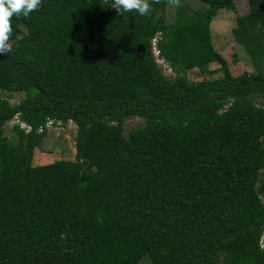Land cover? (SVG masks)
I'll return each mask as SVG.
<instances>
[{"label":"trees","instance_id":"16d2710c","mask_svg":"<svg viewBox=\"0 0 264 264\" xmlns=\"http://www.w3.org/2000/svg\"><path fill=\"white\" fill-rule=\"evenodd\" d=\"M246 1L232 36L254 71L237 76L210 34L235 0L183 6L172 23L168 0L146 16L42 0L26 17L0 54L11 93L24 95L0 98V264H139L132 245L150 264H264V0ZM213 62L219 78L178 74ZM73 114L75 159L33 166L46 123ZM130 117L144 124L124 135Z\"/></svg>","mask_w":264,"mask_h":264},{"label":"rangeland","instance_id":"374dc122","mask_svg":"<svg viewBox=\"0 0 264 264\" xmlns=\"http://www.w3.org/2000/svg\"><path fill=\"white\" fill-rule=\"evenodd\" d=\"M183 6L187 8L186 12L188 14H192L198 9L205 8L207 3L206 0H180L179 6H172L168 2L166 7V22H174L176 10ZM234 6V10H221L217 13L210 23V34L214 50L225 59L230 73L233 76H237L243 72L253 73L254 68L243 47L237 44L232 36V29L235 27L236 18L248 13V4L246 0H235ZM25 19L26 17L23 15H14L11 20L13 31L17 29L24 33L25 30L22 27V23ZM155 43V40H153L154 46L152 45V48L154 49V57L157 64L165 77L173 79L176 72L166 61L156 56L158 52L156 51ZM178 74L185 77L189 82H199L221 77L222 70L218 63L213 62L205 67L193 66L185 71L178 72ZM12 89V81L0 74V98L7 99L10 103L16 104L24 98V95L11 93ZM256 103L259 106H264V98L257 99ZM13 123L14 120H11L4 126V136L8 140L14 138V133L12 132ZM79 124V115L73 114L72 118L65 124L58 123L45 127L46 134L40 145L34 150L32 165H45L57 160L73 161L75 159V136ZM143 124L144 120L141 118H128L123 125L124 135H127L133 129L142 127ZM4 156L6 159L9 157L7 152L4 153ZM261 178L264 179V171L261 174ZM260 244L264 247V234L262 235ZM131 252L139 264H150L141 246L132 245Z\"/></svg>","mask_w":264,"mask_h":264},{"label":"clouds","instance_id":"9594fccd","mask_svg":"<svg viewBox=\"0 0 264 264\" xmlns=\"http://www.w3.org/2000/svg\"><path fill=\"white\" fill-rule=\"evenodd\" d=\"M160 0H103L108 8L115 9L118 15L127 12H138L146 16L152 11V3ZM172 6H179L180 0H168ZM42 0H0V54L8 55L12 50L10 37L13 31L12 17L23 15L28 17L39 10ZM155 38V37H154Z\"/></svg>","mask_w":264,"mask_h":264},{"label":"built area","instance_id":"2783aa9c","mask_svg":"<svg viewBox=\"0 0 264 264\" xmlns=\"http://www.w3.org/2000/svg\"><path fill=\"white\" fill-rule=\"evenodd\" d=\"M153 45H154V44H153ZM156 51H157V50H156ZM153 53H154V49H153ZM156 55H157V54H156ZM13 120H14V123H13V124H18V122H19L18 119L14 118ZM57 124H58V123H57ZM53 125H56V124H54L53 121H48V122L46 123L45 127H49V126H53ZM20 127L26 129V131H29V130H30V128H29L27 125L23 124V123H20ZM43 129H44V128H40V129L38 130V133H41V132L43 131Z\"/></svg>","mask_w":264,"mask_h":264}]
</instances>
